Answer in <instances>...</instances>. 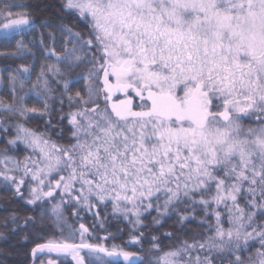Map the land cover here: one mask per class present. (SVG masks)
<instances>
[{"label":"snow or ice","instance_id":"1","mask_svg":"<svg viewBox=\"0 0 264 264\" xmlns=\"http://www.w3.org/2000/svg\"><path fill=\"white\" fill-rule=\"evenodd\" d=\"M13 7L0 5L6 34L33 26L25 6L15 13ZM60 8L86 25L88 38L61 25L68 34L63 49H45L56 63L41 64L32 89L48 91V73L65 77L61 65L72 73L87 62L86 72L63 81L65 92L80 78L87 82V99L80 92L69 95L85 105L69 113L74 143L57 144L18 121L7 143L22 141L39 155L16 161L19 179L8 174L11 158L5 156L0 177L20 197L30 177L28 204L55 199L57 192L63 203V195L76 192L77 204L91 209L110 202L114 214L135 225L153 208L165 215L178 211L173 205L198 204L204 209L200 223L211 235L167 251L153 236L149 251L158 254L148 264H264V0H60ZM51 39L55 44L54 33ZM17 46L24 47L22 41ZM31 71L21 65L8 74L12 101L0 99V110L9 118L23 120L37 111L24 107V97L16 93L17 81L23 90ZM116 93L125 99L112 102ZM54 174L59 179L53 182ZM213 204L223 205L226 221ZM51 211L63 233L60 204ZM32 220L26 217L25 225ZM76 231L79 243L69 242ZM108 239L115 237L93 236L81 223L64 240L37 243L32 255H71L75 264H120L123 257L134 264V253L115 243L107 246Z\"/></svg>","mask_w":264,"mask_h":264},{"label":"trees","instance_id":"2","mask_svg":"<svg viewBox=\"0 0 264 264\" xmlns=\"http://www.w3.org/2000/svg\"><path fill=\"white\" fill-rule=\"evenodd\" d=\"M7 4L17 5L10 9L14 13L24 10L20 6H25L33 20V26H24L22 31H14L0 36V99L6 103L12 101L8 82L10 71L21 65L30 66L32 69L31 77L24 82L23 90L17 81L16 93L18 97H24V107L35 108L37 111L30 112L28 118L20 120L19 117L9 118L8 113L0 110V151L21 162L23 156L27 154L26 148L20 143H7L14 137L13 128L18 121L37 133H45V138H50L58 144L74 143L69 139L72 131L69 124V113L81 109L85 105L75 100H69V95L75 96L77 92H80L87 99V82L80 78L69 86L68 92H65L63 81L67 75H75V72L81 71L86 72L87 62L81 64L72 73H67L61 65V70L66 72L65 77L48 73L46 77L49 81L48 91H44L42 88L33 90L32 85L37 82V74L42 63L45 68L56 63L54 59L45 56V49L55 48L57 52L63 49V37L68 34L61 31V25L71 28L73 32L81 33L85 39L88 38V29L84 23L61 10L60 0H0V5ZM5 22L0 19V25ZM53 33L56 38L55 44L51 39ZM17 41H22L24 47L19 48ZM129 94L135 98L137 104L140 102L139 98L135 97V93L130 92ZM122 99H125V96L122 93H116L112 102ZM98 103L100 106H105L103 96L99 97ZM46 104L47 108H45ZM86 107L91 108L93 105L88 104ZM249 122L247 119L244 121L245 124ZM5 128H7V132H5ZM27 186L28 182L22 186V197L15 194L13 187L0 186V264H41L42 261L46 264L49 259L58 260L57 264H72L71 261H62L55 253L49 254L47 251L37 254L35 258L31 257V249L37 243L46 242L48 238L62 235L68 231L64 228L61 233L55 226L52 217L46 214L41 219L40 214L47 207V201L28 204ZM241 200L243 199L241 198ZM160 203L162 205V201ZM173 207L178 211L173 212L172 209H169L165 215H159L155 208L149 210L142 215L140 225L129 223L122 215L114 214L110 202L99 203L92 213L79 209L76 212L77 215H73V206L71 205H65L64 209L68 229L76 230L79 224L84 223L90 228L93 236L107 237L111 235L115 237V239L106 241L107 246L111 247L114 243L122 245L125 250L140 256L139 259L133 260L134 264H148L149 260L146 254L150 250L153 236L158 237L160 246L166 251L177 247L181 241L186 240L191 243L194 240H202L205 235H211V233H205L206 225L200 223L204 219V209L201 205L186 202L173 205ZM217 208L224 213V208ZM180 216H185L186 219L181 221ZM26 217H33L34 220L25 225ZM225 217L226 214L224 215L226 221ZM154 219L159 220L160 223H154ZM209 222L214 223V220L210 217ZM224 226H227V223ZM141 233H143V237L140 241L131 239L132 236H140ZM166 233H171V236L169 237ZM75 234L78 235L79 232L76 231ZM38 237H43V239ZM92 242L104 241L93 239ZM255 246L254 244L253 247ZM249 250L252 251L251 248ZM119 261L120 264H127L123 260Z\"/></svg>","mask_w":264,"mask_h":264},{"label":"rangeland","instance_id":"3","mask_svg":"<svg viewBox=\"0 0 264 264\" xmlns=\"http://www.w3.org/2000/svg\"><path fill=\"white\" fill-rule=\"evenodd\" d=\"M14 31H12V32H9V33H13ZM8 33V34H9ZM2 35H6V33H5V30L4 29H0V36H2ZM118 101V100H117ZM100 106V105H99ZM105 106H100V108L101 109H103ZM92 108V107H91ZM76 111V110H75ZM13 132H14V137H15V135H16V132H15V126H14V128H13ZM13 137V138H14ZM12 138V139H13ZM12 139H10V140H12ZM52 141V140H51ZM16 143H20V144H22L25 148H26V150H27V154L25 155V156H23V160L21 161V164L23 163V161L25 160V158L26 157H31L32 159H37V157H38V155H39V153H38V151L37 152H34L33 151V149H31V148H29L27 145H25L22 141H16ZM58 144V143H57ZM5 156H7V157H10L11 158V161L7 164V168L8 169H10V170H12V171H9V175H15L16 177H17V179H19L21 176H22V171H15L14 169H15V166H16V161H19L18 159H16V158H14V157H12V156H9V155H6V154H3V152H1L0 151V161H2L3 160V158L5 157ZM29 165L31 166V164H30V162H29ZM5 168V164L4 163H0V170H3ZM62 175H64L65 173H61ZM27 179V182H28V186H27V191H28V195H29V188L32 186V182H31V179H30V177H28V178H26ZM56 179H59V175H53L52 176V180H53V182L56 180ZM0 186H4V187H13L14 188V186L12 185V184H10V183H5V181L3 180V177H0ZM75 187H76V189L78 190L79 189V184H77V185H75ZM244 187L246 188L247 187V184H245L244 185ZM45 191H47V188L45 189ZM76 195H77V193L76 192H73L72 194H71V196H69V195H67V194H65V195H63V197H62V199H63V203H61V195H60V193L59 192H57V193H54V196H55V199H52V200H48V199H46V201H47V207L44 209V211H42L44 214H46V215H48V216H50V217H52V219L55 221V219H56V217H55V215H53L52 214V206L53 205H56V204H60V209L62 210V212H63V222H65V225H64V228H66L67 229V233H64V234H62V235H58V236H52V237H50V238H48V240L49 239H54V240H64L66 237H68L69 236V233H70V231H72L71 229H68L66 226H67V224H66V219H65V209H64V206L65 205H71V206H73V212H74V210H75V212H77V210H79V209H84V211H87V212H90V213H92L93 211V209H95V207H92L91 209H89L88 207H87V205L86 204H83V202H81L80 204H77V202H76V200H75V197H76ZM258 195V194H257ZM31 197H30V195H29V199H30ZM165 199V197H163V196H161V200L160 201H162V204H163V200ZM196 199H199L198 197H196ZM243 199V198H242ZM240 203L243 205V203H244V201L243 200H241L240 199ZM93 204H97V202L95 201V200H93ZM213 206V208L214 207H222V208H224L223 207V205H221V206H217V205H215V204H213L212 205ZM217 210H219L220 211V209L219 208H217ZM249 210H251V209H249ZM41 212V213H42ZM224 213L226 214V209H224ZM41 215V214H40ZM133 219H135V218H133ZM225 219L227 220V215H226V217H225ZM262 219H264V218H262ZM55 226H56V224H55ZM228 226V225H227ZM227 226H225V227H227ZM57 227V226H56ZM58 228V227H57ZM79 241H80V236H79V234L77 235V234H75V236L72 238V239H70L69 240V242H75V243H79ZM92 242V241H91ZM94 243V242H93ZM190 243V242H189ZM192 243V242H191ZM250 243H253V242H250ZM256 245V244H255ZM253 246H254V244H253ZM175 248V247H174ZM254 248L255 247H253V248H251L252 249V251L254 250ZM169 250V249H168ZM167 251V250H166ZM250 251V250H249ZM156 254H158V253H152V252H150V251H148V254H146V256H147V258H148V260H150L151 258H152V256L153 255H156ZM195 255H197V253L196 252H193L192 253V256H195ZM244 255H247V253H244ZM58 259H60V260H62V261H71V263L72 264H75V262L72 260V257H71V255H61V256H59L58 257ZM56 261H58V260H56ZM46 264H47V262H46Z\"/></svg>","mask_w":264,"mask_h":264},{"label":"water","instance_id":"4","mask_svg":"<svg viewBox=\"0 0 264 264\" xmlns=\"http://www.w3.org/2000/svg\"><path fill=\"white\" fill-rule=\"evenodd\" d=\"M42 243H44V242H42ZM34 247H35V246H34ZM34 247H33V248H34ZM33 248H32V249H33ZM32 249H31V257L34 258L33 255H32ZM139 258H140V256L135 255V256L133 257V260H137V259H139ZM114 259H115V258H114ZM118 260H123V257H119Z\"/></svg>","mask_w":264,"mask_h":264}]
</instances>
